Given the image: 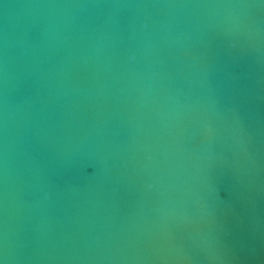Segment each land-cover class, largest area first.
I'll return each instance as SVG.
<instances>
[{
	"label": "water",
	"instance_id": "95a60500",
	"mask_svg": "<svg viewBox=\"0 0 264 264\" xmlns=\"http://www.w3.org/2000/svg\"><path fill=\"white\" fill-rule=\"evenodd\" d=\"M0 264H264V0H0Z\"/></svg>",
	"mask_w": 264,
	"mask_h": 264
}]
</instances>
